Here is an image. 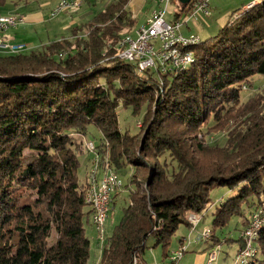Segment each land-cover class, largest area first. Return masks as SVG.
<instances>
[{
    "label": "trees",
    "instance_id": "trees-1",
    "mask_svg": "<svg viewBox=\"0 0 264 264\" xmlns=\"http://www.w3.org/2000/svg\"><path fill=\"white\" fill-rule=\"evenodd\" d=\"M131 1L114 0L41 49L0 54V264H89L93 208L88 175L79 178L86 151L74 136L91 125L102 134L100 168L132 167L137 185L100 264H149L151 238L165 261L188 212H202L216 186L237 194L216 206L214 237L234 217L244 231L264 213V93L242 101L243 87L264 75V0L188 47L195 62L168 74L118 56L120 39L138 27ZM120 105L147 110L137 134L121 129ZM218 132L227 133L223 146L206 140ZM256 242L253 264H264V226Z\"/></svg>",
    "mask_w": 264,
    "mask_h": 264
},
{
    "label": "built area",
    "instance_id": "built-area-1",
    "mask_svg": "<svg viewBox=\"0 0 264 264\" xmlns=\"http://www.w3.org/2000/svg\"><path fill=\"white\" fill-rule=\"evenodd\" d=\"M89 0H59L50 9V16L56 17L61 13L75 14L79 12ZM212 0H191L188 4L189 11L182 21L179 18L169 21L166 19L167 10L172 0H159L157 7L139 25L133 33L125 34L119 41L118 56L128 62L137 65L139 71L155 70L162 74L181 71L192 65L195 54L188 47L201 42L199 35L195 33L184 34L182 29L188 26L191 19L199 20L200 16L211 15L210 2ZM262 0H254L248 7ZM22 19L12 13L0 14V54L24 53L29 48L23 43H14L6 35V32L19 24ZM245 90L248 86L243 87ZM86 150L93 155L92 167L88 174L89 188L86 193V201L93 208V226L97 233L99 248L102 249L107 234L106 222L110 212V203L115 193L123 190L124 178L114 169L107 166L100 168V155L97 144L94 141H84ZM190 222L196 227L201 217L191 213ZM264 226V213L256 212L251 224L243 232L245 245L236 257L235 264H253L257 254L255 244L259 231ZM211 229L206 226L201 232L202 240L210 237ZM188 250V244L184 242L180 247L172 251L165 261H156L152 264H177ZM217 258V251L210 253L209 264Z\"/></svg>",
    "mask_w": 264,
    "mask_h": 264
},
{
    "label": "rangeland",
    "instance_id": "rangeland-1",
    "mask_svg": "<svg viewBox=\"0 0 264 264\" xmlns=\"http://www.w3.org/2000/svg\"><path fill=\"white\" fill-rule=\"evenodd\" d=\"M29 1L36 3L38 6L53 0H29ZM91 1L97 3L96 4L97 8L103 9L109 6L114 0H91ZM249 1L251 0H212L210 2L211 15L209 17L200 16L199 20L191 19L189 23L193 26L194 31L201 35L200 36L201 40H205L207 38H210L218 34L219 30L230 20L232 15L242 12L244 9L247 8L246 5L249 3ZM146 2L147 4H145L144 6L143 13L151 10L152 8L157 7V3L159 2V0H148ZM12 5H13L12 0H7V3L4 6L11 7ZM181 11H182V4L178 1H172L168 6L166 19L172 21L179 18L180 20L183 21L185 19L184 18L185 14L183 13L180 16ZM143 17L145 16L141 14L140 17L138 18L137 23H139ZM205 19L209 20L208 21L209 23L206 26L201 24L202 22H205L203 21ZM199 24H201L202 26L199 27L198 26ZM85 34L86 31H83L82 35L84 36ZM186 34H188V32H186ZM31 50L33 49H28L27 51L29 52ZM252 81H253V88L251 89L248 88L246 91L242 93V101L247 100L252 94H256V92L264 93V75L257 74L253 77ZM118 111H119L118 113H119V121H120L121 129L123 131H128L131 134H137L142 124L143 115L147 110L144 108L140 115H135L133 114L132 108H125L122 105H120ZM205 131H207V127H205ZM74 137L78 140V142L82 145V147L86 151L85 155L80 156L82 167H80L79 169V178L81 182H85L86 174L87 175L89 174V171L92 167L93 156L86 150L84 141H94L96 144L99 145L101 143L102 134L99 131V129H97L94 125H91L89 126V129L86 134L82 135L80 133H77ZM206 140L211 144H219L223 146L227 140V133L218 132L217 134L216 133L207 134ZM133 172H134V168L128 167L123 173H121L122 178H124L123 179L124 187L123 190L118 192L119 194L117 196V204L113 207L112 201L110 203V212H109L108 220L106 222V232H105L107 235L113 233L112 231L114 226L120 221V218L122 216V207L128 203L130 192L134 190L137 186L135 183L129 184V179ZM143 176L144 173L140 172L138 178L141 180ZM236 194H237V189L233 190L224 186H219V187L216 186L211 190L210 193L211 201H209V204L203 209L202 212L200 213L188 212L187 220L190 224L189 228L191 231L198 230V239L202 238L201 232L203 228L206 226H208L211 229V233H210L211 235L209 238L205 240L201 239L202 240L201 246L202 247L204 246L201 250L195 249V247H193L194 245H191L192 241L189 242L190 241L189 239L186 240V243L188 244V250L187 252L184 253L183 257L179 259L177 264H209L210 253L213 251H217V258L211 264H235V257L238 251L244 247V246L241 247L240 243L238 242L239 237H242L245 245V241L243 238L244 231H241V228L243 226L242 221L240 219L241 217L239 216L234 217L230 221L228 227H225L223 229H217L215 237L213 236L211 226L213 221V212L215 211L216 206L222 200L227 199L231 196L233 197ZM259 200L262 204L261 206L262 209L264 207V193L260 194ZM191 213H194L195 215H199L201 217L200 223L194 228H193V224L190 222L189 219ZM253 216L254 214L252 215V218ZM203 217H205L204 221H203ZM250 224L247 227H249ZM189 228L186 225L180 226L179 230L173 236L172 244L170 246L171 251H174L180 247L181 244L179 245V239H181L182 236L188 234V232L190 231ZM86 233L91 238V243H92L90 246L91 258L89 260V264H100V257L98 258V248L100 246L97 241V233L94 226L90 224H86ZM210 241L211 242L214 241L213 244L214 248H208V244L210 243ZM148 244L149 246H151V248L147 249L145 253L144 257L146 261L148 263L162 261L161 246L152 247V245H154L153 238L149 240ZM255 244L257 246V242H255ZM257 252H258V248H257Z\"/></svg>",
    "mask_w": 264,
    "mask_h": 264
},
{
    "label": "crops",
    "instance_id": "crops-1",
    "mask_svg": "<svg viewBox=\"0 0 264 264\" xmlns=\"http://www.w3.org/2000/svg\"><path fill=\"white\" fill-rule=\"evenodd\" d=\"M58 1L59 0L48 1L43 5L37 6L36 3L29 0H12L13 5L11 7H0V14L12 13L18 15L22 19L17 26L10 28L6 32L7 37L14 43H23L25 46L27 45L29 49H38L51 41L63 37H69L73 27L82 25L83 23L89 21L92 19V16L97 12V10L99 11L100 9L97 8V3L89 1L83 6L80 12L75 14L61 13L52 18L49 14L50 9L53 8ZM251 2H253V0L249 1L246 6L248 7ZM145 4H147L146 0H132L130 2L129 7L137 18H139L141 14L145 16L141 19L137 26L144 23L145 19L148 18L154 9L152 8L151 10L143 13ZM203 21L205 22H202L201 24L204 26L209 23V20L207 19ZM201 24L198 26H202ZM182 31L184 34H186V32L195 33L199 35V38H201V35L194 31L193 26L190 23H188V26H186L184 30L182 29ZM204 218L205 217H203V221ZM189 232V235L187 234L181 237V242V239H179V245L189 239V242L192 241L191 245H194L193 247H195V249L201 250L204 246H201L202 240L198 239V230H190ZM213 244L214 241H210L208 248H214ZM100 254L101 252L98 248V258L100 257ZM149 264H152V262Z\"/></svg>",
    "mask_w": 264,
    "mask_h": 264
},
{
    "label": "water",
    "instance_id": "water-1",
    "mask_svg": "<svg viewBox=\"0 0 264 264\" xmlns=\"http://www.w3.org/2000/svg\"><path fill=\"white\" fill-rule=\"evenodd\" d=\"M182 4H188L191 0H178Z\"/></svg>",
    "mask_w": 264,
    "mask_h": 264
}]
</instances>
